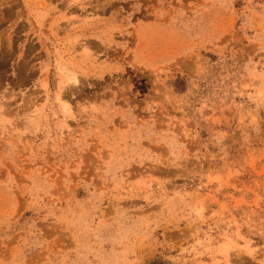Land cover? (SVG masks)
<instances>
[{"label":"rangeland","instance_id":"obj_1","mask_svg":"<svg viewBox=\"0 0 264 264\" xmlns=\"http://www.w3.org/2000/svg\"><path fill=\"white\" fill-rule=\"evenodd\" d=\"M0 264H264V0H0Z\"/></svg>","mask_w":264,"mask_h":264}]
</instances>
